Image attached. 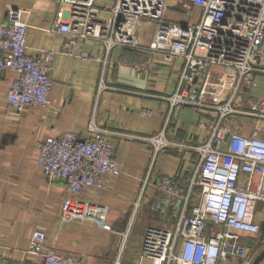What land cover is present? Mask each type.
<instances>
[{
	"label": "built area",
	"instance_id": "1",
	"mask_svg": "<svg viewBox=\"0 0 264 264\" xmlns=\"http://www.w3.org/2000/svg\"><path fill=\"white\" fill-rule=\"evenodd\" d=\"M174 1L184 0H116L106 7L96 5V0H62L51 31L66 36L60 53L68 56L77 55L79 44L93 40L107 52L124 47L160 53L169 63L183 61L174 93L162 97L169 105L165 128L143 140L153 146L154 157L167 148L192 151L197 167L187 189L169 176L157 182L162 197L181 204L179 217L172 229H146L141 247L146 262L133 264H220L230 257L251 264L240 234L261 232L257 208L264 204V98L248 103L255 76L264 74V0H188L181 22L167 19ZM192 8L201 12L196 23L189 19ZM25 14L9 8L0 24V78L8 70L17 73L6 94L9 108L17 113L50 107L54 87L50 70L57 54L49 50L28 54L30 25ZM148 26H155L157 38L143 44L140 35ZM213 68L219 71L204 91L205 77ZM105 88L102 83L99 89ZM184 108L209 116L202 123L209 131L205 141L186 144L167 137L168 124ZM247 118L254 124L245 136L241 123ZM86 131L84 139L66 130L38 146V166L45 177L63 181L74 196L101 188L106 175L123 172L109 132L94 119ZM45 243L46 233L35 230L27 250L29 264H87L48 253ZM115 264L123 263L118 259Z\"/></svg>",
	"mask_w": 264,
	"mask_h": 264
},
{
	"label": "crops",
	"instance_id": "2",
	"mask_svg": "<svg viewBox=\"0 0 264 264\" xmlns=\"http://www.w3.org/2000/svg\"><path fill=\"white\" fill-rule=\"evenodd\" d=\"M61 1L0 0V24L9 8L27 12L29 55L38 56L43 50L57 53L50 70L54 87L47 109L32 107L22 113L11 110L6 94L17 73L8 70L0 78V264H29L27 250L37 229L46 233L48 253L87 264H115L118 259L123 264L146 262L141 257L146 229H172L181 209L179 202L161 196L157 182L169 176L187 189L197 167L198 157L192 151L167 148L154 157L153 146L143 140L165 128L169 105L162 97L174 93L175 75L183 61L169 63L160 53L124 47L107 52L93 40L79 44L77 55L61 54L66 36L51 31ZM115 2L96 0V5L106 7ZM180 12L171 6L166 11L167 19L185 21L186 15ZM200 14L198 8H192L191 23H196ZM153 34L155 26H148L141 32V42L148 44L157 38ZM217 71L213 68L206 75L204 91ZM102 83L106 88L100 91ZM263 98L264 74H257L248 103ZM143 110L151 114L145 116ZM208 117L184 108L168 124L166 135L178 143H201L209 135L202 124ZM92 119L109 132L123 172L119 176L106 175L101 188L74 196L63 181L50 182L45 177L38 166V146L66 130H74L84 139ZM253 124L252 118L244 119L242 134L249 135ZM258 219L264 221V217ZM240 235L254 260L264 249L261 232ZM250 241L254 243L247 244ZM243 261L230 257L220 264Z\"/></svg>",
	"mask_w": 264,
	"mask_h": 264
},
{
	"label": "rangeland",
	"instance_id": "3",
	"mask_svg": "<svg viewBox=\"0 0 264 264\" xmlns=\"http://www.w3.org/2000/svg\"><path fill=\"white\" fill-rule=\"evenodd\" d=\"M187 4H188V0H184L182 3L178 2V1H174L173 2V8H176V9L181 11L182 7L186 8ZM180 13H184V12L181 11ZM156 35H157V33H156ZM156 35H154V36H156ZM257 210H258V217L259 218H263L264 217V204L263 203H259Z\"/></svg>",
	"mask_w": 264,
	"mask_h": 264
},
{
	"label": "water",
	"instance_id": "4",
	"mask_svg": "<svg viewBox=\"0 0 264 264\" xmlns=\"http://www.w3.org/2000/svg\"><path fill=\"white\" fill-rule=\"evenodd\" d=\"M261 235H262V238H264V221L261 222ZM251 243H254V242L250 241L247 244H251ZM263 261H264V249L261 250V252L255 257V259L253 260L251 264H262Z\"/></svg>",
	"mask_w": 264,
	"mask_h": 264
}]
</instances>
